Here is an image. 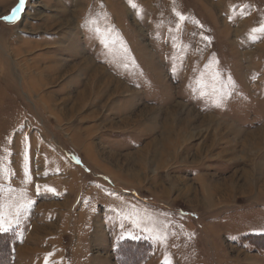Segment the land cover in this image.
<instances>
[{"label": "rangeland", "instance_id": "374dc122", "mask_svg": "<svg viewBox=\"0 0 264 264\" xmlns=\"http://www.w3.org/2000/svg\"><path fill=\"white\" fill-rule=\"evenodd\" d=\"M147 1L0 0V264H264V0Z\"/></svg>", "mask_w": 264, "mask_h": 264}, {"label": "snow or ice", "instance_id": "6c2138e0", "mask_svg": "<svg viewBox=\"0 0 264 264\" xmlns=\"http://www.w3.org/2000/svg\"><path fill=\"white\" fill-rule=\"evenodd\" d=\"M26 4V0H18V4L16 5L15 8L12 10V16H6L4 17L5 20H11L14 17H16V14L19 13ZM178 15H180L178 13ZM185 18L180 15V20H184ZM98 32L101 33V36L103 37L105 43L108 42V39L111 36V32L109 29H96ZM260 31L264 32V25H262L259 29H253V32ZM231 80V78H228ZM234 83V81H232ZM213 95H214V103L217 106H222L223 105V100L225 96H230L231 92H226L223 87L220 88H215L213 87ZM3 167L0 166V172H3ZM11 173L8 174L7 178H11ZM25 182L30 183V173L26 170L25 172ZM39 187V186H38ZM4 190V185H0V192ZM51 191H55L54 189H51ZM33 202L31 200H28L26 203H17V202H12V203H7L0 198V233H6L9 232L13 229L15 224L19 223V217L21 212L26 209L27 207L31 206ZM7 208V211H6ZM142 218H140L137 214V221L140 222ZM151 223V221H149ZM147 231H153V232H158L160 233V239L162 240H167V233L163 232L161 229L156 227L154 224H152L151 227L146 228Z\"/></svg>", "mask_w": 264, "mask_h": 264}, {"label": "bare ground", "instance_id": "6f19581e", "mask_svg": "<svg viewBox=\"0 0 264 264\" xmlns=\"http://www.w3.org/2000/svg\"><path fill=\"white\" fill-rule=\"evenodd\" d=\"M151 1V4L149 3ZM153 0H148L146 3V5H147V7L149 8V9H151V8H153V2H152ZM63 19V18H62ZM68 19V20H67ZM67 19H65L67 22H65V23H67V24H73V22H72V19H70V18H68V16H67ZM59 22V21H58ZM33 62H36V60H34ZM100 66V65H99ZM80 68H81V71L82 72H88V71H91V70H93L94 71V74H93V77H95V79L96 78H98L99 77V72L101 71V69H100V71H99V68L97 67V65L96 64H94V62L92 61V60H90V58L88 59L87 57L86 58H84V61H83V63L80 65ZM34 71V72H33ZM25 72V74H27V76H29V78H30V82H31V84H30V86H31V89L34 91V90H37V91H39L43 86H44V81H42V79H43V76H47L46 75V71H45V69L44 68H42V67H40V66H28L27 68H26V70L24 71ZM101 74V73H100ZM92 77V76H91ZM49 78H52V76L50 75V77ZM90 79V78H89ZM94 79V80H95ZM91 80V79H90ZM88 82V81H87ZM118 82V81H117ZM85 85H86V83H85ZM119 85H120V83L118 82V86L117 87H119ZM86 90H87V86L86 87H84L83 89H81L80 91H78V97L77 98H75L74 99V108H78L82 103H83V101L82 100H84V98H85V96H86V94L88 93H86ZM47 98H48V101L50 100V98H51V95H47ZM52 99V98H51ZM45 101V100H44ZM45 104L46 103H48L47 101H45L44 102ZM73 108V107H72ZM209 118V117H208ZM163 192H165V193H167V190H164Z\"/></svg>", "mask_w": 264, "mask_h": 264}, {"label": "trees", "instance_id": "16d2710c", "mask_svg": "<svg viewBox=\"0 0 264 264\" xmlns=\"http://www.w3.org/2000/svg\"><path fill=\"white\" fill-rule=\"evenodd\" d=\"M7 236H8L7 234L3 233L2 235H0V238H6ZM7 250H8L9 256H11L12 255V252H11V248L9 246H8V249Z\"/></svg>", "mask_w": 264, "mask_h": 264}, {"label": "crops", "instance_id": "0c3cea01", "mask_svg": "<svg viewBox=\"0 0 264 264\" xmlns=\"http://www.w3.org/2000/svg\"><path fill=\"white\" fill-rule=\"evenodd\" d=\"M21 223H23V224H21V230L23 229V227H24V222H23V220L21 221ZM21 251V250H20ZM19 253H21V252H19ZM15 254H16V251H15Z\"/></svg>", "mask_w": 264, "mask_h": 264}]
</instances>
